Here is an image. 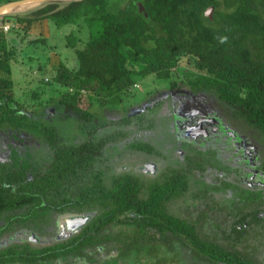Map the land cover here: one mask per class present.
<instances>
[{"label":"trees","instance_id":"16d2710c","mask_svg":"<svg viewBox=\"0 0 264 264\" xmlns=\"http://www.w3.org/2000/svg\"><path fill=\"white\" fill-rule=\"evenodd\" d=\"M13 1L17 0H0V4ZM125 1L81 0L63 6L54 2L2 17L0 128L37 133L47 154L37 160L29 151L11 148L0 163V222L19 226L54 221L53 216L89 214L86 232L94 231L96 223L137 225L133 228L139 233L125 237L113 256L92 264H264L260 240L264 220L254 217L264 210V186L256 190L236 183L223 186L234 196L228 212L219 202L213 203L230 221L223 231L198 210L188 218L177 217L171 204L186 196L191 172L205 173L208 158L201 162L198 157L203 154L198 151L193 157L187 155L184 166L165 168L162 185L156 182L140 190L138 180L112 173L109 158L123 147L120 143L143 132L142 128L151 129L152 122L137 116L113 123L98 120L92 111L95 102L101 109L119 103L120 95L134 87L139 76L152 75L174 86L172 70L183 60H194V71L183 75L190 92L212 93L247 126L264 133V0H131L123 7ZM209 8L211 20L204 15ZM82 17L86 40L82 42L74 32L65 38L73 68H66L56 53L48 61L53 81L65 89L57 104L74 115L85 137L82 144L67 146L60 144L53 128L31 120L16 102L11 60L21 47L16 42L20 33L34 38L29 44H45L48 21L58 29L77 28ZM5 25L11 26L7 32L2 29ZM124 148L152 157L159 154L146 140L132 139ZM226 160V156L221 159ZM259 162L254 168H263L258 180L264 183V161ZM132 181L138 186L132 187ZM146 226L149 234L143 238ZM27 229V234L40 231L38 226ZM64 246L55 241L52 248L57 251L52 255L70 253Z\"/></svg>","mask_w":264,"mask_h":264},{"label":"rangeland","instance_id":"374dc122","mask_svg":"<svg viewBox=\"0 0 264 264\" xmlns=\"http://www.w3.org/2000/svg\"><path fill=\"white\" fill-rule=\"evenodd\" d=\"M66 2L67 1L61 0L55 3L63 6ZM131 2V0H127L122 3V6H128ZM6 4H0V7ZM88 7L89 5H87L86 9L83 11L88 10ZM33 8L35 7L23 8L19 10L20 12L14 14L27 13ZM80 16H83L82 13H80ZM83 18L84 17L79 20L81 22L77 28L65 26L58 29L54 26L52 21H48L44 31L46 35L45 44L40 42L29 44V39L33 40L34 38H25L24 35L20 33L19 35L21 37H19L16 42L18 43L17 45L21 47L20 49L17 48L16 55L11 60L10 80L13 82L16 102L20 103L25 108L28 114H30L31 120L53 128L62 140L60 144L67 146L80 145L84 142L85 137L81 134L78 128L79 123L74 115L65 113L57 104L65 89L53 81L54 72L51 71L48 61L51 59V56L56 53L66 68L70 70L73 68V55L70 48L66 45L65 38L67 35L74 32V36L82 38V42L86 40V27L84 26ZM1 20L2 16H0V25ZM2 27L10 28L11 26L5 25ZM78 29L84 36L76 32ZM14 45L16 44L14 43ZM193 62L194 60L190 62L183 60L178 67L172 70V81H174V86H171L168 81L158 79L152 75L141 77L137 74L139 78L134 82V87H131L128 91L120 95L121 101L119 103H110L103 109L95 104L96 102L94 103L92 111L97 114L98 120L105 119L115 123L120 118L124 117L133 118L144 116L149 124L152 122L153 126L151 129L142 128L143 132L126 142H122L121 145L123 147H119V150L114 153L116 158H120V160H118L119 163L129 168L128 171H131L133 166L140 164V162H144V160L140 158H133L130 160L131 152L129 149L124 148V146L132 139H136L139 142L141 140H146L150 144L156 146V148L159 142L163 144L167 143L168 139L171 141L173 137H170L172 134L170 132H173V130L177 132L178 125L181 123L180 119L177 117H181V113L187 112L191 110V108L204 110L209 117L214 115L217 121L221 120L226 127L234 130L238 135L249 139L250 142L259 149V161H264V133L248 127L237 117V114H235L231 108L219 102L212 93L203 92L193 94L190 92L186 86L183 75L194 71ZM134 70H136V68ZM137 71L139 70L137 69ZM195 106H201V108ZM175 120L177 121L176 123ZM135 124L137 123H132V125ZM136 129L137 128L130 126V130ZM174 147L170 157L173 160H178L177 152L181 154L183 152L177 145ZM11 148L29 151L37 160L43 159L45 154H47L43 137L37 133L16 131L6 126L0 128V163L7 159ZM165 152H167V150H165ZM112 156H110V160L114 159ZM203 157H207V154ZM181 166L182 165L179 167ZM189 181L190 186L186 196L182 200L173 203L170 207L172 214L180 218H188L195 210H198L197 207L199 205H197V202L202 198H198L199 196L197 194L202 188V184L199 182L198 177L194 174ZM202 189L205 190L206 187ZM226 192L223 195L225 198L223 199L224 201L221 200L222 202H220V206L223 210L224 204H229L234 197L230 190L228 191L230 194L227 195ZM200 210L202 209L198 211ZM212 214L213 213L210 212L208 217L210 218ZM218 216L221 219H225L221 212L218 213ZM215 217H213V219H215ZM222 222L223 221H220L218 223L219 226H215L218 228L224 227L225 225L220 224ZM261 231H263V229ZM260 240L264 242V237L262 235Z\"/></svg>","mask_w":264,"mask_h":264},{"label":"flooded vegetation","instance_id":"af4514ba","mask_svg":"<svg viewBox=\"0 0 264 264\" xmlns=\"http://www.w3.org/2000/svg\"><path fill=\"white\" fill-rule=\"evenodd\" d=\"M195 107L201 108V106ZM180 116L177 117L181 122L178 125L177 132L174 130L170 132L172 133L171 135L174 134L173 136L170 135L173 139L171 141L168 139V142L163 144L159 142V147L157 148L159 151L158 156H147L129 149L131 152L130 160L140 158L144 162H140L141 165L137 164L133 166L131 171H128L129 168L120 164L118 161L120 158H116L113 154L114 159L110 160L111 171L115 176L121 173L128 174L130 178H134L140 182V190H146L147 187L156 184V182L162 185V180L164 179L163 172L166 167H172L177 170L180 168V165L184 166L187 155L193 157L196 151L201 152L203 155L198 158L202 162V158H205L203 156L207 154L210 166L206 167L205 173L193 171L189 174V179L191 180L195 174L202 184V188L206 187L205 190L201 188L197 193L199 197L206 196L205 200H198L197 205L199 206L197 209H202L199 212L205 213L206 216H209L210 212L213 213L210 216L212 218L210 219L211 225L215 224L219 226L218 223L223 221L220 223L221 225H225L224 227H220L221 231H223L228 228L230 221L223 213L225 219L219 218L218 213L220 211L217 210V207L213 203L214 201L215 203L222 202L221 200L225 199L223 195L226 191L227 195L230 194L228 192L229 189L223 188L225 184L236 183L240 187L247 186L251 190L264 186V183H260L258 180V173L263 172V168H254L256 162H259V149L249 139L238 135L234 130L226 127L221 120L217 121L214 115L209 117L204 110L191 108V110L181 113ZM198 121L202 122L205 132L199 131L196 139L186 137V127L194 128ZM176 145L183 153L177 152L178 160H173L170 155L174 150L173 147ZM224 156L227 157V162L221 161ZM217 169H220L221 172L214 171ZM137 186L132 181V187L135 188ZM228 206L229 204H224V212H228ZM52 218H54V221L50 220L38 224L19 226L17 223L6 224L0 222V264H89L92 261L101 262L114 255L115 249L121 244V241L125 240V237L132 239L133 235L139 233L138 230L134 231L133 227L137 226L136 224L132 223L128 227L127 225L115 222L93 224L94 231L86 232L85 228L90 224L92 218L88 214L89 220L84 225L73 232L65 233L67 235L58 239V236L62 233L61 225L63 223L61 221L65 218L58 219L56 216ZM32 226L40 227V231L37 233L29 231L27 234V228ZM144 232L143 238L149 234L148 226L144 228ZM23 235L25 237H20L18 240L17 237ZM54 240L56 242H63L65 245L63 249H69L70 253H66L63 257L52 255L54 251H57V248H52ZM46 247L50 248L47 249Z\"/></svg>","mask_w":264,"mask_h":264},{"label":"water","instance_id":"95a60500","mask_svg":"<svg viewBox=\"0 0 264 264\" xmlns=\"http://www.w3.org/2000/svg\"><path fill=\"white\" fill-rule=\"evenodd\" d=\"M56 1H61V0H22V1L7 3L6 5H2V7H0V16L3 17L6 14H11L12 13L11 10H20L21 8H27L30 6L36 7V6H39L42 4L54 3ZM63 1L69 2V1H81V0H63ZM138 11L140 14L145 15V12H144L142 6L138 5ZM212 12H213L212 8L207 9L205 11V14H204L205 17H207L208 19L211 20L212 19ZM14 13H16V12H13L12 14H14ZM2 14H4V15H2ZM199 131L205 132L203 130L202 122L198 121L196 127H194V128L186 127L185 136L191 137L192 139H196L197 135L199 134ZM254 217L257 220H264V210L257 212ZM88 220H89V218L86 215L65 218L63 221H61L63 223L61 225V232L62 233H60V236H58V239H60L61 237H64V235H67L65 233L73 232L74 230H77L80 226L84 225ZM20 237L24 238L25 236L24 235L18 236L17 237L18 240L20 239ZM32 239L34 240L33 237H32Z\"/></svg>","mask_w":264,"mask_h":264},{"label":"bare ground","instance_id":"6f19581e","mask_svg":"<svg viewBox=\"0 0 264 264\" xmlns=\"http://www.w3.org/2000/svg\"><path fill=\"white\" fill-rule=\"evenodd\" d=\"M30 7H32V6H30ZM30 7H28V8H30ZM21 9H23V8H21ZM21 9H20V10H21ZM11 11H12V13H13V12H17V11L20 12L19 10H11ZM22 11H23V10H22Z\"/></svg>","mask_w":264,"mask_h":264},{"label":"built area","instance_id":"2783aa9c","mask_svg":"<svg viewBox=\"0 0 264 264\" xmlns=\"http://www.w3.org/2000/svg\"><path fill=\"white\" fill-rule=\"evenodd\" d=\"M2 29H3L5 32H7L8 29H9V27H3Z\"/></svg>","mask_w":264,"mask_h":264}]
</instances>
